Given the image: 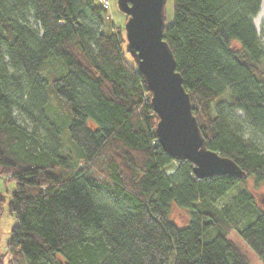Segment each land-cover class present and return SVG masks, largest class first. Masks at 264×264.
Masks as SVG:
<instances>
[{
    "label": "trees",
    "instance_id": "trees-1",
    "mask_svg": "<svg viewBox=\"0 0 264 264\" xmlns=\"http://www.w3.org/2000/svg\"><path fill=\"white\" fill-rule=\"evenodd\" d=\"M260 1L171 0L163 39L205 145L244 171L197 178L157 143L143 76L98 0H0L8 264H249L231 230L264 263V210L247 186L264 185Z\"/></svg>",
    "mask_w": 264,
    "mask_h": 264
},
{
    "label": "water",
    "instance_id": "water-1",
    "mask_svg": "<svg viewBox=\"0 0 264 264\" xmlns=\"http://www.w3.org/2000/svg\"><path fill=\"white\" fill-rule=\"evenodd\" d=\"M165 0H118L127 17L126 50L143 76L158 121L157 143L174 160H188L197 178L225 174L240 178L244 171L230 158L206 147L193 114L188 92L163 39Z\"/></svg>",
    "mask_w": 264,
    "mask_h": 264
},
{
    "label": "rangeland",
    "instance_id": "rangeland-1",
    "mask_svg": "<svg viewBox=\"0 0 264 264\" xmlns=\"http://www.w3.org/2000/svg\"><path fill=\"white\" fill-rule=\"evenodd\" d=\"M264 10V0H261L258 6ZM257 10V12H258ZM256 14L252 17V22L256 28L257 34L260 38L262 45L264 46V14L258 16ZM164 24L169 25L172 19V7L171 0H165L164 2ZM105 17L109 20L108 29L111 27L113 30L118 28L120 34L125 38L124 33V22L126 16L118 8V0H108V6L105 8ZM108 22V21H107ZM126 41L122 43L123 49L126 51ZM128 53V52H127ZM126 54V53H125ZM240 114V112L236 113ZM17 119L21 122L20 115ZM168 169L167 173H170L174 169ZM247 186L252 192L256 204L264 210V185L262 183H255L252 178L248 179ZM239 187L238 184L233 185L229 188L226 194L219 200L220 202L226 201L230 195H232L236 189ZM14 188V182L9 180L4 175H0V196L2 202L0 203V253L3 254V263L8 264L6 255V242L9 239L10 228L16 222V219L12 214L8 212L7 203L10 198V193ZM171 220L178 226L186 224L187 221V211L183 208L177 207L176 205H171L170 209ZM227 237L231 239L240 251L245 255L249 264H264L259 257L252 251V249L240 238L235 230H231Z\"/></svg>",
    "mask_w": 264,
    "mask_h": 264
},
{
    "label": "built area",
    "instance_id": "built-area-1",
    "mask_svg": "<svg viewBox=\"0 0 264 264\" xmlns=\"http://www.w3.org/2000/svg\"><path fill=\"white\" fill-rule=\"evenodd\" d=\"M99 2L101 3V5L103 7H107L108 6V0H99Z\"/></svg>",
    "mask_w": 264,
    "mask_h": 264
},
{
    "label": "bare ground",
    "instance_id": "bare-ground-1",
    "mask_svg": "<svg viewBox=\"0 0 264 264\" xmlns=\"http://www.w3.org/2000/svg\"><path fill=\"white\" fill-rule=\"evenodd\" d=\"M263 14H264V10L260 7L258 12H257V15L262 16Z\"/></svg>",
    "mask_w": 264,
    "mask_h": 264
}]
</instances>
